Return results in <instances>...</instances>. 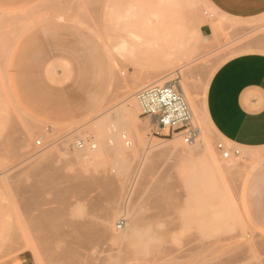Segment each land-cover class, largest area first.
I'll use <instances>...</instances> for the list:
<instances>
[{"label": "rangeland", "instance_id": "rangeland-1", "mask_svg": "<svg viewBox=\"0 0 264 264\" xmlns=\"http://www.w3.org/2000/svg\"><path fill=\"white\" fill-rule=\"evenodd\" d=\"M210 5L209 0H0V264H264V220L255 219L256 202L264 209V184L249 187L264 168V146L229 142L204 118L206 88L219 66L239 53L264 51V14L234 19ZM205 22L213 26V37L202 36ZM145 42L153 44L152 55L160 53H144L150 67L144 62L142 68L136 56ZM171 42L178 55L184 43L188 50L182 47L185 52L176 57L167 51ZM109 63L104 99L91 111L93 98L105 89L100 69ZM171 79L183 85L194 124L212 142L215 161L230 168L215 176L205 154L183 161L175 153L148 154L139 145L123 179L119 158L105 143L110 138L133 149L135 134L122 123L123 111L131 107V125L145 128L138 90ZM154 128L143 129L147 141L195 144L179 134H153ZM38 138L51 145L37 147ZM81 138L93 139L96 148H78ZM196 140L200 144L201 135ZM219 142L239 154L222 158ZM158 185L169 186L172 195L164 197ZM106 190L126 192L120 209ZM256 190L263 196L251 193ZM108 210L114 219L106 232L100 222ZM131 215L139 220L134 228ZM122 217L128 224L119 229ZM87 222L97 225L95 232H86ZM79 224L82 235L72 227ZM126 227L128 238L111 237Z\"/></svg>", "mask_w": 264, "mask_h": 264}, {"label": "crops", "instance_id": "crops-1", "mask_svg": "<svg viewBox=\"0 0 264 264\" xmlns=\"http://www.w3.org/2000/svg\"><path fill=\"white\" fill-rule=\"evenodd\" d=\"M215 8L234 19H251L264 14V0H209ZM202 36L213 37L211 23L200 27ZM105 80L103 92L93 98L91 111L104 99L111 77L110 63L100 69ZM209 126L236 145L250 148L264 146V51H245L224 63L215 71L206 92ZM249 180V187L262 188L264 168ZM251 192L258 197L262 193ZM255 192V193H254ZM257 192V193H256ZM262 204V203H261ZM255 219L264 220V209L256 202Z\"/></svg>", "mask_w": 264, "mask_h": 264}, {"label": "bare ground", "instance_id": "bare-ground-1", "mask_svg": "<svg viewBox=\"0 0 264 264\" xmlns=\"http://www.w3.org/2000/svg\"><path fill=\"white\" fill-rule=\"evenodd\" d=\"M171 1V0H170ZM188 2H189V0H188ZM169 3V2H168ZM191 4V3H190ZM192 4H195V3H193L192 2ZM192 4H191V6H192ZM210 4H211V2H210ZM189 5V4H188ZM187 5V6H188ZM210 6H213V8H215V6L213 5V4H211ZM212 8V7H211ZM212 8V9H213ZM172 11V10H171ZM163 12H164V10H163ZM167 12H169V11H167ZM170 13V12H169ZM183 14V13H182ZM196 15H197V13H196ZM175 16H176V14H175ZM178 17V16H177ZM186 22V21H185ZM178 26H180V25H178ZM167 27V26H166ZM165 27V28H166ZM165 28H163V29H165ZM146 30V29H145ZM166 31H167V28L165 29ZM144 31V30H143ZM169 32L171 31L170 30V27H169V30H168ZM140 33V32H139ZM144 34H146V33H144ZM166 34H168V33H166ZM142 35V34H141ZM177 36V35H176ZM162 43H164V42H159L158 44L159 45H162ZM187 44H189V43H187ZM136 45V44H135ZM141 45V46H140ZM175 45V42H171V48H173V49H169V50H167V51H171V53L173 52L175 55H178L177 53H178V50H177V52H175V50H176V48H178V47H176V46H174ZM136 46H138V45H136ZM156 46V45H155ZM139 47H140V53H142V54H140V56H136V58L137 57H140V60H138L137 62L139 63H137L136 62V64H138V65H140V64H143L144 62H145V67H150V66H147L146 65V61H147V59H145V55L146 54H144V53H147V55L148 54H151L150 53V51L153 49V44H151V43H149V42H145V43H142V44H139ZM174 47H176V48H174ZM183 48L185 47V43H184V46H182ZM182 47H180V50H179V55L180 54H182V53H184L185 51H183L184 49L182 48ZM190 47V46H189ZM188 47V48H189ZM191 49L189 50V52L191 51V50H193L192 49V46L190 47ZM262 48H264V46H262L261 47V49ZM136 49V48H135ZM181 49H182V51H181ZM185 49H186V47H185ZM174 50V51H173ZM188 49H186V51H187ZM156 51H158L157 49H156ZM180 51L182 52V53H180ZM136 52H138L137 50L135 51V54H136ZM155 52V51H154ZM154 52H152V53H154ZM165 52V51H164ZM188 52V53H189ZM192 52V51H191ZM156 53H160V51L159 52H155V54ZM155 54H153V55H155ZM139 55V54H138ZM142 55V56H141ZM152 54L151 55H149L150 57L151 56H153ZM179 55L178 56H176V57H179ZM183 55V54H182ZM148 56V57H149ZM175 57H173V59H174ZM175 60V59H174ZM173 61V60H172ZM148 63H149V61H147ZM159 63V62H158ZM158 63H156V66L158 65V67H159V64ZM163 63H166V62H162V64ZM135 64V63H134ZM155 64V63H154ZM170 64V63H169ZM137 65V66H138ZM153 65V64H152ZM152 65H151V67H152ZM171 65V64H170ZM141 66V65H140ZM163 66H164V64H163ZM142 67V66H141ZM141 67H138V68H140L141 69ZM143 68V67H142ZM158 69V68H157ZM161 69V68H160ZM154 73V72H153ZM161 73V72H160ZM155 74V73H154ZM156 74H157V72H156ZM153 77V76H152ZM156 78V77H155ZM160 78H158V80H159ZM113 81V80H112ZM210 83V82H209ZM180 85L182 86V88H183V85L180 83ZM188 85V84H187ZM208 85V84H207ZM208 87V86H207ZM185 90V89H184ZM206 90H207V88H206ZM134 103H133V101H131L130 102V105H133ZM202 112V111H201ZM133 112H132V110H131V107H129V106H126V108H125V111H123V116H125V119H124V121L122 122L123 124H125L126 126H128L127 128H130V131L132 132L131 134H135L134 135V137H135V145H134V147H133V149L131 148V150H127V149H125V147L123 146V145H121L119 142H114V140L113 141H110V138H109V140H107V142L105 143V146H106V148H107V151L111 154V153H113V154H115L118 158H119V164H120V169H121V171L123 172V174H124V176H122L123 177V179L125 178V177H127V175L129 174V172L131 171V169L133 168V166L135 165L134 164V162H133V159H134V157H135V155L137 154L136 152H135V149L136 148H138L139 147V145H141V146H144V148L145 149H148L149 151H148V154H163V153H175V154H178L177 155V157L179 156L180 157V159L181 160H183V161H189L190 159H192V156L193 155H196V154H199V153H202V154H205V156L207 155V157L209 158V160L211 161V163H210V161H209V163H208V166L210 165V167H211V169L208 167L207 169H209V170H212V172L214 173L213 175H215L216 176V172H218V173H221V174H223V172L225 171V170H227V169H229L230 167L229 166H227V165H221V164H218L216 161H215V155H214V152H213V146H212V142H210V140L203 134V130H202V128L199 126V125H197L198 127H199V131H198V135L197 136H200L201 135V143L199 144V143H197V142H195V144L194 145H192V147L190 146V147H182L181 146V144L180 143H177V144H173V145H165V144H161V143H157V142H154V141H147L146 139H145V137H144V134H145V132L143 131V129H146V128H150V126L153 124V120H151V119H146V121H145V128H142L141 126H139V125H134V126H132L131 124L133 123V122H135V120H134V117H133ZM204 118L206 119V121H208V118H207V111H206V97H205V99H204ZM102 123V122H101ZM208 123V122H207ZM101 127V126H100ZM98 128H99V126H98ZM128 130V129H127ZM114 131V130H113ZM115 132H117V131H115ZM216 132V131H215ZM113 133V132H112ZM118 133V132H117ZM113 135H115V133H113ZM112 136V135H111ZM112 138V137H111ZM24 139L25 138H22V137H20L19 138V142L22 144V145H24L23 143H24ZM113 139V138H112ZM197 141V140H196ZM20 144V145H21ZM138 153H139V151H138ZM147 154V155H148ZM178 157V158H179ZM207 158V159H208ZM204 159V158H203ZM207 159H206V161H207ZM182 161V162H183ZM205 162V161H204ZM208 162V161H207ZM206 162V163H207ZM46 163H47V161H46ZM44 165V164H43ZM49 165V164H48ZM52 165V164H51ZM53 166H54V164H53ZM52 166V167H53ZM46 167H48V166H46ZM55 167V166H54ZM59 169V168H58ZM58 169H56V170H58ZM46 170V169H45ZM54 170V169H53ZM55 172V171H54ZM121 172V173H122ZM37 174H38V172H36ZM44 173H45V171H44ZM43 173V174H44ZM46 173H48L47 171H46ZM53 173V172H52ZM216 173V174H215ZM206 174H208V173H206ZM45 175H49V174H45ZM122 175V174H121ZM209 175V174H208ZM57 176V175H56ZM41 178H42V176H40ZM60 177V176H59ZM58 177V178H59ZM110 177V176H109ZM206 177V176H205ZM47 178V177H46ZM119 178V177H118ZM49 179V178H48ZM87 179V178H86ZM92 179V178H91ZM110 179H112V178H110ZM107 180V179H106ZM112 180H114V179H112ZM111 180V181H112ZM39 181H40V179H39ZM58 181V180H57ZM89 181V180H88ZM96 181H99V180H96ZM101 181H102V179H101ZM108 182H111L110 180H107ZM106 181V183H108ZM124 181V180H123ZM122 181V182H123ZM86 182V181H85ZM105 183V182H104ZM103 183V184H104ZM91 184V183H90ZM93 184V183H92ZM96 184V183H95ZM103 184H101V185H103ZM46 185V184H45ZM84 185V184H83ZM100 185V184H99ZM47 186H48V183H47ZM104 186V185H103ZM102 186V187H103ZM106 186V185H105ZM159 186V185H158ZM49 187V186H48ZM55 187V186H54ZM78 187H79V185H78ZM77 187V188H78ZM98 187V186H97ZM109 188V187H108ZM56 189V188H55ZM104 189V188H103ZM50 190V189H49ZM66 190V189H65ZM68 190V189H67ZM80 190V189H79ZM101 190H102V188H101ZM95 191V190H94ZM97 191V190H96ZM108 193L107 194H105V196H108L109 198H111L110 200L115 204H113L114 206L113 207H119L118 209H120L121 207H122V204H123V202H124V199H125V194H126V192H123V194L121 193V194H117V193H115L113 190H111V191H108V190H106ZM117 191H121V190H117ZM156 191H159L164 197H167V196H170V195H172V190H171V188L169 187V186H162V187H156ZM210 192V191H209ZM106 193V192H105ZM119 193V192H118ZM62 194V193H61ZM66 194V193H65ZM102 195V194H101ZM59 196V195H58ZM173 196H175V195H173ZM164 197H162V198H164ZM108 198V199H109ZM127 199H128V197H126ZM169 198V197H168ZM168 198H165V199H168ZM59 199V198H58ZM65 199V198H64ZM90 199V198H89ZM100 199V198H99ZM171 199V198H170ZM94 200V199H93ZM89 201V200H88ZM110 201V202H111ZM109 204H111V203H109ZM173 204V203H172ZM117 207H116V209H117ZM110 208H112L111 206H110ZM110 208H108V209H110ZM172 210V209H171ZM106 211H107V209H106ZM105 211V216L103 215V220L100 222V224H101V226L103 227V229H105V231L107 232V229L106 228H108L107 227V225H108V223L110 224V221L112 220V219H114L113 218V215L115 216L116 215V211H114V208H113V211L115 212V214H110V212H109V210H108V212H106ZM174 211V210H173ZM113 212V213H114ZM175 213V212H174ZM135 214V213H134ZM164 217V216H163ZM162 218V217H161ZM88 221V220H87ZM137 221H139L138 220V218H137V215L136 216H134V215H131V224H132V226H133V228L135 227V225L137 224ZM175 221V220H174ZM113 222V221H112ZM111 222V223H112ZM67 223V222H66ZM72 224H76L75 222L73 223L72 222ZM83 224V223H82ZM128 224V223H127ZM126 224V225H127ZM178 224V223H177ZM56 225V224H55ZM71 225V224H70ZM84 226H82L85 230H86V232H87V229H88V231H91V230H89V229H92V231H94L93 230V228H94V224L93 223H91V222H87L86 224H83ZM74 226H75V228H78V229H80L81 228V225L79 224V225H72V227L74 228ZM97 226V225H96ZM95 226V227H96ZM50 227V226H49ZM71 227V226H70ZM64 228V227H63ZM74 228V229H75ZM83 228H81L80 230H79V232L78 231H75L76 233L78 232V233H85V232H81V231H84V230H82ZM141 228V227H140ZM151 228V227H150ZM154 227H152V229H153ZM72 229V228H71ZM102 229V230H103ZM96 231V230H95ZM94 231V232H95ZM63 232V231H62ZM72 232V231H71ZM103 232V231H102ZM105 232V233H106ZM114 232H116V231H114ZM132 232V231H131ZM136 232V231H135ZM67 233H70V232H67ZM74 233V232H73ZM113 233V232H112ZM54 234V233H53ZM79 234V235H80ZM81 234V235H82ZM92 234V233H91ZM128 234V229H127V227L124 229V231H122V232H117L116 234L115 233H113V234H111V237L112 238H114V239H116V240H125L126 239V235ZM44 235V234H43ZM61 235V234H60ZM67 235V234H66ZM70 235V234H69ZM95 235V234H94ZM46 236V235H45ZM58 236V235H57ZM77 236V234L75 235V237ZM65 237V236H64ZM75 237H73V239L75 238ZM82 237V236H81ZM83 238V237H82ZM93 238V237H92ZM125 238V239H124ZM127 238H128V235H127ZM79 240H82V239H80L79 238ZM59 241V240H58ZM77 241V240H76ZM83 241V240H82ZM54 242V241H53ZM80 243V242H79ZM77 244V243H76ZM36 251V250H35ZM76 251V250H75ZM77 254V253H76ZM80 258V257H79Z\"/></svg>", "mask_w": 264, "mask_h": 264}, {"label": "built area", "instance_id": "built-area-1", "mask_svg": "<svg viewBox=\"0 0 264 264\" xmlns=\"http://www.w3.org/2000/svg\"><path fill=\"white\" fill-rule=\"evenodd\" d=\"M136 97L140 106V115L153 120L155 126L153 134L169 137L179 134L186 144H194L197 139L199 127L194 124L195 113L191 102L185 94L177 79L167 81H154L144 85L138 90ZM130 143V141H127ZM37 147H47L42 138L36 140ZM78 148H96L97 143L93 139H79L76 142ZM217 149L222 158L229 159L232 155H238L239 150H231L219 142ZM127 223L125 217L117 221V228H123Z\"/></svg>", "mask_w": 264, "mask_h": 264}]
</instances>
